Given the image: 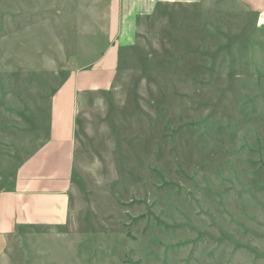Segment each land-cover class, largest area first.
Listing matches in <instances>:
<instances>
[{
	"label": "rangeland",
	"instance_id": "374dc122",
	"mask_svg": "<svg viewBox=\"0 0 264 264\" xmlns=\"http://www.w3.org/2000/svg\"><path fill=\"white\" fill-rule=\"evenodd\" d=\"M229 7L141 28L112 89L81 101L67 224L15 235L0 264H264V36L249 60L248 16ZM109 8L0 0V192L56 89L109 47Z\"/></svg>",
	"mask_w": 264,
	"mask_h": 264
},
{
	"label": "crops",
	"instance_id": "0c3cea01",
	"mask_svg": "<svg viewBox=\"0 0 264 264\" xmlns=\"http://www.w3.org/2000/svg\"><path fill=\"white\" fill-rule=\"evenodd\" d=\"M209 1L213 0H110L109 47L92 67L72 72L56 89L49 104L46 137L19 163L11 187L0 192V257L19 233L67 224L83 97L112 89L123 51L135 46L141 28L155 15L180 6L203 7ZM226 1L232 6L229 9L248 16L247 41L253 45L247 58L253 61L257 58L256 36H264V0Z\"/></svg>",
	"mask_w": 264,
	"mask_h": 264
}]
</instances>
